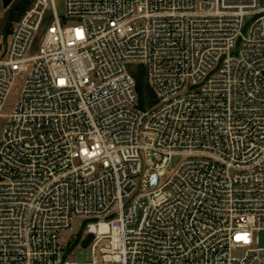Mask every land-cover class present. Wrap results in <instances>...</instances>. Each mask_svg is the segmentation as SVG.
Returning <instances> with one entry per match:
<instances>
[{"label": "built area", "instance_id": "2783aa9c", "mask_svg": "<svg viewBox=\"0 0 264 264\" xmlns=\"http://www.w3.org/2000/svg\"><path fill=\"white\" fill-rule=\"evenodd\" d=\"M64 10L31 0L0 38V264H264V0ZM78 217L109 227L86 263Z\"/></svg>", "mask_w": 264, "mask_h": 264}, {"label": "rangeland", "instance_id": "374dc122", "mask_svg": "<svg viewBox=\"0 0 264 264\" xmlns=\"http://www.w3.org/2000/svg\"><path fill=\"white\" fill-rule=\"evenodd\" d=\"M24 0H17L13 6L10 8H5L3 0H0V38L4 40V30L7 28L10 17H15L18 4L22 3ZM57 12L63 16L64 14V0H55ZM145 81L148 83L147 75L145 74ZM22 77H20L15 84L9 99L4 107V114H9L12 112V109L16 103V100L19 96L21 86H22ZM149 84V83H148ZM6 124V119L0 120V135L3 132V129ZM184 156L176 155L172 158L169 165V175H171L183 162ZM89 228H93L94 231L99 230L102 233L109 231V227L106 223L98 224L94 219H87L83 217L75 218L73 223V230L65 231L62 233V240L65 246H69L70 254L76 257L77 262L86 263L90 262L93 259V252L91 244H88V231ZM236 255H241L242 251H237Z\"/></svg>", "mask_w": 264, "mask_h": 264}, {"label": "trees", "instance_id": "16d2710c", "mask_svg": "<svg viewBox=\"0 0 264 264\" xmlns=\"http://www.w3.org/2000/svg\"><path fill=\"white\" fill-rule=\"evenodd\" d=\"M31 0H24L22 3L18 4L17 9L18 11L24 10L29 4ZM136 81H137V93H138V100L139 104L142 107H147L152 105L155 102L154 93L148 83L145 81V72L144 69L139 67L136 71Z\"/></svg>", "mask_w": 264, "mask_h": 264}, {"label": "water", "instance_id": "95a60500", "mask_svg": "<svg viewBox=\"0 0 264 264\" xmlns=\"http://www.w3.org/2000/svg\"><path fill=\"white\" fill-rule=\"evenodd\" d=\"M11 2H12V0H4V6L7 7ZM88 241H89V239H88Z\"/></svg>", "mask_w": 264, "mask_h": 264}, {"label": "snow or ice", "instance_id": "6c2138e0", "mask_svg": "<svg viewBox=\"0 0 264 264\" xmlns=\"http://www.w3.org/2000/svg\"><path fill=\"white\" fill-rule=\"evenodd\" d=\"M238 239H240V237H238Z\"/></svg>", "mask_w": 264, "mask_h": 264}]
</instances>
